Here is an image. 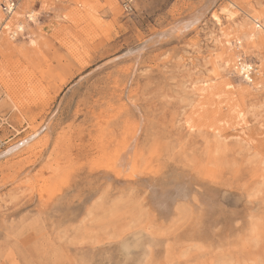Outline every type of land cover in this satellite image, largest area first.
Segmentation results:
<instances>
[{"label": "rangeland", "instance_id": "374dc122", "mask_svg": "<svg viewBox=\"0 0 264 264\" xmlns=\"http://www.w3.org/2000/svg\"><path fill=\"white\" fill-rule=\"evenodd\" d=\"M16 11L36 22L20 18L13 39L0 29V153L25 142L0 159V264H264V136H241L222 101L214 120L181 103L186 78L222 50L212 17L235 42L245 13L264 22V0H132L128 15L119 0H17Z\"/></svg>", "mask_w": 264, "mask_h": 264}, {"label": "snow or ice", "instance_id": "6c2138e0", "mask_svg": "<svg viewBox=\"0 0 264 264\" xmlns=\"http://www.w3.org/2000/svg\"><path fill=\"white\" fill-rule=\"evenodd\" d=\"M212 19L220 25L221 40L217 41V44L222 50L214 54L213 70L210 73L205 76L197 68L186 78V83L182 85L185 95L181 97V103L188 105L184 112L187 114L190 107L199 119L214 120L219 116L215 101H222L219 108L228 109L231 124L236 130H240L241 136L245 132L251 133L254 127H259L261 135L264 136V22L257 21L245 13L239 26H250L253 31L244 36L237 35L236 41L233 42L231 36L223 35L225 25L221 23V18L213 16ZM231 19L229 17V20ZM223 40L228 42L221 44ZM209 60H213V57H209ZM240 63L244 64L245 72L257 69L261 95L258 101H251L252 106L241 103V99L247 98L255 89L252 79L234 70L233 65ZM244 81H247V85ZM206 97H210L207 102ZM188 128L196 131L191 118L188 120Z\"/></svg>", "mask_w": 264, "mask_h": 264}, {"label": "bare ground", "instance_id": "6f19581e", "mask_svg": "<svg viewBox=\"0 0 264 264\" xmlns=\"http://www.w3.org/2000/svg\"><path fill=\"white\" fill-rule=\"evenodd\" d=\"M235 8L233 6V4H230L229 7H226V8H223L220 10V12L227 18L229 19V17H232L235 13V11H232L230 8ZM17 9V6L15 8V10L11 11L10 14L8 16H4L0 10V29H2V33L3 32H6V31H9L11 30V28H14V31L10 34V37L13 39L15 38L18 34H21L24 30H25V23H23V21H20V18H22L23 16L27 19L26 22H30V23H35L36 22V14L35 12L33 11H30L29 14H27L26 16L23 15V12H19V11H16ZM24 10V9H23ZM26 11V9L24 10ZM26 14V13H25ZM2 16L4 18H2ZM257 21H260L258 20V18H253ZM25 21V20H24ZM261 22V21H260ZM32 23V24H33ZM253 31V29H247L245 32L247 34H251V32ZM227 42L225 41V44ZM8 47V45L6 43L3 42L2 40V36L0 37V53L3 54V52L5 51V49ZM233 68L234 70H236L239 74L241 72L242 73H247L244 71V64L243 63H240L239 65H233ZM250 79H252V73H251V76H248ZM253 80V79H252ZM247 82V81H246ZM245 83V81H244ZM246 84V83H245ZM255 83H253V88L255 87ZM55 115V114H54ZM51 119V118H50ZM127 124V123H126ZM48 126V125H47ZM232 126V125H230ZM240 132V131H239ZM221 139H224V137H222L220 134L219 136ZM242 138V137H241ZM124 139V138H123ZM134 139V138H133ZM238 140V139H237ZM242 141V140H241ZM21 143V142H20ZM25 142H22L21 144H18V145H15L13 146L12 148L6 150L5 152L3 153H0V159L1 158H4L5 156L13 153L15 150L18 149V147L20 145H24ZM134 145V144H133ZM132 148V147H131ZM129 151H130V148L129 147H126V149L124 148L123 151H121L118 156H117V159L115 161V164L113 167L115 168H119L120 169V173L122 172H126L129 167H130V160H129ZM133 151V150H132ZM140 161V160H139ZM261 162V165H262V170L264 171V161H260ZM260 169V168H259ZM135 175V174H134ZM264 177V175H262ZM264 179V178H263ZM132 206V205H131ZM170 210V209H169Z\"/></svg>", "mask_w": 264, "mask_h": 264}, {"label": "built area", "instance_id": "2783aa9c", "mask_svg": "<svg viewBox=\"0 0 264 264\" xmlns=\"http://www.w3.org/2000/svg\"><path fill=\"white\" fill-rule=\"evenodd\" d=\"M120 7L124 14H130L132 12V0H119ZM17 6V0H0V10L4 16H8L11 11L15 10ZM253 75L254 69L251 72L242 73L243 75ZM241 74V72H240ZM3 126L10 128L5 121L0 120V149L5 145L6 139L2 137L1 129Z\"/></svg>", "mask_w": 264, "mask_h": 264}]
</instances>
